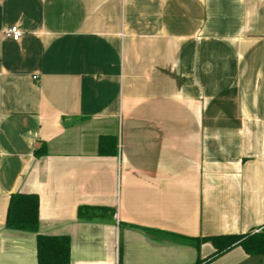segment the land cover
<instances>
[{
    "label": "crops",
    "instance_id": "obj_1",
    "mask_svg": "<svg viewBox=\"0 0 264 264\" xmlns=\"http://www.w3.org/2000/svg\"><path fill=\"white\" fill-rule=\"evenodd\" d=\"M15 193L70 264H195V240L264 230V0H0V264H37Z\"/></svg>",
    "mask_w": 264,
    "mask_h": 264
},
{
    "label": "trees",
    "instance_id": "obj_2",
    "mask_svg": "<svg viewBox=\"0 0 264 264\" xmlns=\"http://www.w3.org/2000/svg\"><path fill=\"white\" fill-rule=\"evenodd\" d=\"M116 151L115 137H100L98 140V154L107 156ZM46 154L45 144L34 150L36 158ZM106 209L96 207H79L77 218L90 221L101 217ZM114 213V212H111ZM39 227V199L36 194L15 193L9 198L5 228L12 231L31 233L36 235L37 264H70V239L68 236H45L38 234ZM162 238L178 240V238L162 234ZM181 240V239H180ZM209 242L214 251L205 259L198 260L195 264H205L235 247H240L249 257L259 256L264 259V230L259 233L248 232L243 235L214 237L193 241L195 248Z\"/></svg>",
    "mask_w": 264,
    "mask_h": 264
},
{
    "label": "built area",
    "instance_id": "obj_3",
    "mask_svg": "<svg viewBox=\"0 0 264 264\" xmlns=\"http://www.w3.org/2000/svg\"><path fill=\"white\" fill-rule=\"evenodd\" d=\"M2 35L5 39H10L16 42L20 40L22 33L18 30L17 27H9L3 31Z\"/></svg>",
    "mask_w": 264,
    "mask_h": 264
},
{
    "label": "water",
    "instance_id": "obj_4",
    "mask_svg": "<svg viewBox=\"0 0 264 264\" xmlns=\"http://www.w3.org/2000/svg\"><path fill=\"white\" fill-rule=\"evenodd\" d=\"M264 260L259 256H252L249 257L247 260H245L244 262H242L241 264H262L259 261Z\"/></svg>",
    "mask_w": 264,
    "mask_h": 264
}]
</instances>
